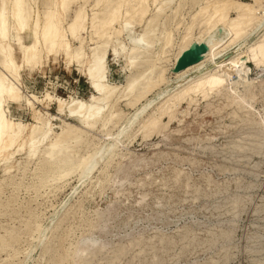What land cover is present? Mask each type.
Wrapping results in <instances>:
<instances>
[{"label": "rangeland", "instance_id": "obj_1", "mask_svg": "<svg viewBox=\"0 0 264 264\" xmlns=\"http://www.w3.org/2000/svg\"><path fill=\"white\" fill-rule=\"evenodd\" d=\"M234 1L260 2L257 14L264 13V0ZM30 2L42 11L43 0ZM203 2L146 0L133 10L129 34L117 33L124 19L114 23L104 46L107 79L116 86L117 96L104 113L116 114L107 130L116 133L141 105L151 102L133 121L131 137L112 160L100 161L85 176L75 172L37 191V169L55 138L61 134L69 138L64 151L79 159L107 138L100 123L89 128L65 114L72 101L92 102L87 67L90 47L99 39H91L89 24L76 39L67 36L68 17L58 16V46L37 49L38 60L30 64L20 63L22 53L14 52L18 71L14 77L7 73L24 95H35L37 100L30 98L33 107L23 100L9 101L6 115L28 129L41 127L45 134L33 147H16L0 165V230L5 227L17 235L13 248L0 251V264H56L67 253L72 258L66 257L62 264L72 260L74 264H264V148L258 147L264 145V63L247 61L250 82L237 87L234 103H227L223 92L197 95L174 107L171 118L161 116L150 134L138 130L142 118L157 111L176 89L170 66L193 15L191 33L201 30L197 22L202 14L197 11ZM90 4L84 5L88 13ZM142 7L145 13L140 18ZM153 15L159 17L155 22L150 20ZM235 15L234 8L228 10V18ZM165 29L172 31L173 44L164 49L156 45L140 54L129 70L132 39L143 36L153 41ZM263 33L264 20L248 38L255 40ZM237 46L231 44L220 60L234 55ZM78 50L82 54L76 57ZM160 52L164 53L152 66L151 58ZM150 64L151 77L164 70L163 80L129 105L127 83L139 80ZM206 64L203 71L211 67ZM241 98L248 100L243 110L238 109ZM65 130L70 132L64 134ZM233 142L236 146L231 148ZM15 249L19 253L12 258Z\"/></svg>", "mask_w": 264, "mask_h": 264}, {"label": "bare ground", "instance_id": "obj_2", "mask_svg": "<svg viewBox=\"0 0 264 264\" xmlns=\"http://www.w3.org/2000/svg\"><path fill=\"white\" fill-rule=\"evenodd\" d=\"M144 1L146 0H43L42 11H39L38 8L35 9L30 0H0V165L2 163L4 165L8 161L5 158L10 157L12 150L16 147H22L25 144L33 147L41 142L45 134L44 131H39L41 127L33 126L28 129L22 126L19 121H13L6 115L9 101L23 100L29 107H33L34 103L30 98L37 100L35 95H24L8 75L10 73L14 77L18 71V62L14 52L18 50L22 53L20 63L30 64L38 60L40 50L37 49H51L56 45L58 46L56 40L61 37L56 23L59 19L58 16H63L65 20L68 17L64 29L67 36L76 39L78 32L84 28V25L89 24V36L91 39L95 37L99 39V44L90 47L92 58L87 67V76L92 87V102L75 101L73 103L72 101L65 114L89 128L100 123L107 138L92 154L81 159L75 157L73 153L64 151V148H68L67 145L70 143L69 138H65L63 134L57 139L55 138L47 150V159L43 160L37 169L38 183L34 186L35 191L52 183L56 184L75 172L80 177L89 174L100 161L112 160L119 146H123L122 144L131 137L128 130L136 117L145 110L151 101L141 105L137 112L128 119L126 125L124 124L125 126L118 129L116 133L113 134L107 130L106 126L112 116L116 114L104 115V113L111 108L112 102L117 96L114 92L116 86L107 79V67L104 60L106 47L104 46L114 32L113 29L116 28L114 23L120 19L124 20L122 26L117 29V33L126 32L129 34V31L132 30L131 17L135 13L133 10ZM91 2H93L89 6L91 13H88L85 11L84 5ZM231 8H234L236 15L228 18V10ZM259 8L260 2L250 4L234 0H205L203 4L199 5L197 13L202 14V17L197 24L201 30L197 35L191 33L195 17L193 15L192 21L186 27L185 34L181 37V41L179 40L180 43L177 46V52L174 54V61L171 63L170 70H173L182 53L196 43L205 44L206 51L202 53L201 59L197 63L174 72L176 89L168 94L157 111L146 118H142L138 130L150 134V131L158 128V120L161 116L167 115L171 118L174 115V107L186 99L190 102L197 95L205 98L209 94L216 95L223 92L222 95H225L227 103L232 104L237 101L239 97L237 87L250 82L247 78L249 71L246 65L247 61L252 60L256 64L264 63V33L255 40L248 38L251 32L264 20V13L257 14ZM138 11H140V18H142L145 13L143 7ZM158 18L157 15H153L150 20L155 22ZM155 28L157 29L156 26ZM160 33L163 35L156 36L153 41L146 40L143 36L132 39L129 46L132 55L127 58L129 70H132L138 56L149 51L152 47L162 44V49H164L171 46L172 37L170 33L172 31L168 32L165 29ZM25 36L29 38L28 43L23 42ZM234 43L238 44L236 53L220 60V57L227 54V49ZM65 46L68 47V44L65 43ZM162 53L164 52L157 53L151 58L152 66L155 64L154 61L160 59L159 56ZM81 54L82 52L78 50L75 56L78 57ZM206 63H210L211 67L203 71ZM150 68L151 64L139 80L127 83L126 96L128 98L126 100L129 105H134L145 92L163 80L164 70L151 77ZM98 101H102V103L99 104ZM247 104L248 100L241 98L238 102V109H245ZM58 108H63L60 101H58ZM69 132L70 130H65L64 134ZM78 139L76 136L74 141ZM235 143H231L230 147H235ZM258 147L264 148V145ZM56 148L60 149L54 151ZM55 152L60 153V155ZM10 164V162L7 164L8 168L12 165ZM9 216L12 218V215ZM52 229L53 227L50 228V232ZM16 243V233L9 232L5 227H2L0 230V251L13 248ZM43 243H48V237L44 239ZM76 250L75 253H79ZM13 253L12 258L19 251L15 249ZM66 257H71V254L62 255L58 262L62 264ZM67 264H74V260Z\"/></svg>", "mask_w": 264, "mask_h": 264}, {"label": "water", "instance_id": "obj_3", "mask_svg": "<svg viewBox=\"0 0 264 264\" xmlns=\"http://www.w3.org/2000/svg\"><path fill=\"white\" fill-rule=\"evenodd\" d=\"M206 51V46L203 43H196L191 48L187 49L176 61L173 71L178 72L186 67L197 63L201 59L202 53Z\"/></svg>", "mask_w": 264, "mask_h": 264}]
</instances>
